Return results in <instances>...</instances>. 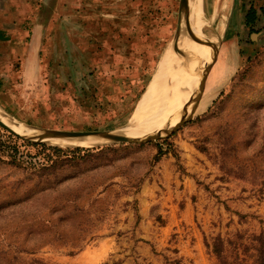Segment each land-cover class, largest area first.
<instances>
[{"label":"rangeland","instance_id":"rangeland-1","mask_svg":"<svg viewBox=\"0 0 264 264\" xmlns=\"http://www.w3.org/2000/svg\"><path fill=\"white\" fill-rule=\"evenodd\" d=\"M206 9L214 53L177 80L161 136L77 147L0 126V264H264V0ZM179 11L180 0H0V26L26 50L5 66L0 109L44 130L123 128L161 75Z\"/></svg>","mask_w":264,"mask_h":264},{"label":"bare ground","instance_id":"bare-ground-1","mask_svg":"<svg viewBox=\"0 0 264 264\" xmlns=\"http://www.w3.org/2000/svg\"><path fill=\"white\" fill-rule=\"evenodd\" d=\"M186 1L187 8L185 12L187 16L180 24L179 37L177 36L178 38L174 47L172 44H167L168 46L161 64V75L156 84L149 90L148 94L150 97L143 102L142 113L138 114L137 117H132L129 124L125 125L123 128H118L114 131L84 130L78 132L44 130L13 119L6 115V112L4 113L3 111L5 110L2 111V108L0 109V119L22 136L37 137L38 135H50V137L45 138L49 142L73 146H91L99 141H105L109 138L110 134H119L133 139H152L161 136L160 133H154L152 130L159 128L166 118L168 119L165 122L172 119L171 116L169 117V113L172 112L175 99L177 100L178 97L177 80L179 81L183 71L189 69L190 63L194 59L199 62L206 54L211 53L212 56L214 53V46L217 42V38L212 34L210 24L212 21L211 15L213 16L214 13L218 11L220 1L214 3L215 7L211 15L209 9L203 10L205 0H195L190 12L189 0ZM165 76L166 80L163 83ZM190 101H192V96ZM189 113L190 112L186 113L185 118L189 117ZM178 123L170 130L172 131Z\"/></svg>","mask_w":264,"mask_h":264},{"label":"crops","instance_id":"crops-1","mask_svg":"<svg viewBox=\"0 0 264 264\" xmlns=\"http://www.w3.org/2000/svg\"><path fill=\"white\" fill-rule=\"evenodd\" d=\"M19 38L20 37L17 36V39L15 41L12 35V31L10 29L5 28V26L4 27L0 26V82L1 79H3L2 76L4 74V71H6L5 66L9 65V63H11V60L17 57V55H21L20 57H22L23 54L26 53V50H23L22 48V44ZM38 39H39L38 35H36V37L33 38V43H32L33 52H34V47L36 45L35 41L37 42ZM8 72H10V69ZM1 87L2 85L0 84V88Z\"/></svg>","mask_w":264,"mask_h":264},{"label":"water","instance_id":"water-1","mask_svg":"<svg viewBox=\"0 0 264 264\" xmlns=\"http://www.w3.org/2000/svg\"><path fill=\"white\" fill-rule=\"evenodd\" d=\"M186 4H187V1L186 0H180V11H181V8H183V7L186 10V8H187V5ZM0 126L4 127L6 130H8L9 132H11L12 134H14V135H16L18 137L26 138V139H29V140H32V141H39V142H48V143H51V142H49L48 140L45 139L47 137H50V135H38L37 137H34V136H30V137L22 136L21 134H19L15 130H13L11 127H9L6 123H4L1 119H0ZM52 131H61V132L71 131V132H78V131H84V130H52ZM108 139L117 140V141H120V140H124L125 141V140H128V137H125V136L119 135V134H110ZM51 144H53V143H51ZM77 147H79V146H77Z\"/></svg>","mask_w":264,"mask_h":264},{"label":"trees","instance_id":"trees-1","mask_svg":"<svg viewBox=\"0 0 264 264\" xmlns=\"http://www.w3.org/2000/svg\"><path fill=\"white\" fill-rule=\"evenodd\" d=\"M255 17H256V9L253 6H250L244 16L245 24L246 25L252 24V22L255 20ZM52 148L60 149L59 147H55V146H52ZM92 148L94 147H82V148H76V149H92ZM49 160L54 161V159L51 157H49Z\"/></svg>","mask_w":264,"mask_h":264}]
</instances>
